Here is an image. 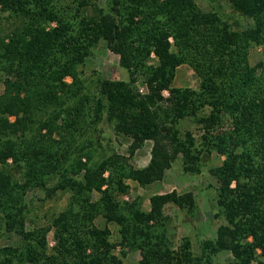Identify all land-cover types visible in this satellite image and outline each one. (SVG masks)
<instances>
[{"label": "trees", "instance_id": "16d2710c", "mask_svg": "<svg viewBox=\"0 0 264 264\" xmlns=\"http://www.w3.org/2000/svg\"><path fill=\"white\" fill-rule=\"evenodd\" d=\"M97 1L0 0V235L25 241L0 247V264H123L129 250H140V264H216L222 251L233 264H264V0H229L232 15L196 0ZM101 42L130 79H103L93 90L81 68ZM258 46L263 55L253 64ZM182 64L200 78L198 89L173 86ZM140 74L146 93L136 86ZM187 117L198 137L180 128ZM101 122L131 139L128 156L112 149L96 157ZM146 140L154 142L150 161L135 166ZM213 152L224 156L209 169L223 222L199 250L189 237L175 246L166 229L168 204L194 213L192 191L154 194L149 210L122 198L127 180H161L179 155L199 172ZM31 189L44 193L42 202L70 196L47 225L28 229L38 218ZM100 215L118 224V242L96 225Z\"/></svg>", "mask_w": 264, "mask_h": 264}, {"label": "rangeland", "instance_id": "374dc122", "mask_svg": "<svg viewBox=\"0 0 264 264\" xmlns=\"http://www.w3.org/2000/svg\"><path fill=\"white\" fill-rule=\"evenodd\" d=\"M199 6L205 10L217 9L218 3L223 7L222 11L227 15H232V7L229 0H196ZM102 6H105L107 0H98ZM236 16H234L235 18ZM243 25H248V21L241 19ZM263 48L258 46L251 51V62L254 64L262 58ZM158 59L155 54H151L148 59L149 64L156 65ZM83 70V77L87 80L91 89L95 90L97 85L103 79H121L129 80L130 73L127 68L120 64V56L113 52L105 42H101L95 50V54L87 58L85 64L81 68ZM4 76L0 75V93L4 90ZM71 81V77H67ZM136 86L143 93L148 91L144 76L138 75ZM173 86L177 87H191L198 89L200 87V78L195 73L193 68L188 64H182L177 68L176 76L173 81ZM168 96V92H164ZM227 125V124H226ZM180 128L184 132L190 130L198 137L202 130L192 118L187 117L183 119ZM98 127L101 129V139L103 147L94 152L99 159L103 153L109 155L111 150L129 155L128 147L131 144V139L127 137H118L110 125L101 122ZM227 127V126H226ZM95 138L98 137V131L94 134ZM111 139V141H110ZM154 142L146 140L145 143L136 150L135 155L131 158L130 162L138 167L146 166L151 158V150ZM113 146V148H112ZM96 158V159H97ZM224 159L223 155L213 152L208 156L203 163V167L199 172H191L185 169L184 159L182 155L172 163L171 167L165 172V176L161 180L154 181L145 186L140 185L137 181L129 179L127 182L130 184L129 193L123 195L125 200L132 201L138 199L141 208L144 210L150 209V197L154 194L167 193L177 191L179 194L192 191L195 195L197 207L194 213H187L180 209L176 204H168L166 206V214L169 219L166 225L168 235L175 246H179L186 237H189L193 246L192 248L199 250V241L201 239L213 238L216 235L217 226L223 222V217L215 218L217 188L219 183L217 179L210 173L209 169L213 166L220 165ZM44 193L38 189H31L27 193V200L32 204L31 216L36 218L35 221H29L27 224L28 229L34 227L47 225L48 218L51 214H56L63 210L69 200L70 193L59 191L54 199L42 202L41 198ZM100 194L94 193V199H98ZM96 225L99 228L108 227L112 231V239L116 242L120 239L119 226L115 222H107L105 217L100 215L96 219ZM49 246L53 247L56 243L53 230L48 234ZM25 244L22 237L16 233L0 235V247L12 245L21 246ZM119 246L116 252L120 253ZM142 255L140 250H129L126 257L123 258V264H140ZM216 264H233L234 259L229 251L220 252L216 258ZM236 264V263H235Z\"/></svg>", "mask_w": 264, "mask_h": 264}]
</instances>
